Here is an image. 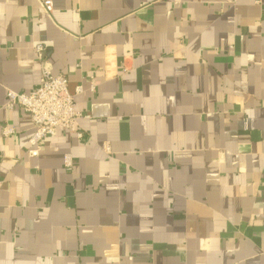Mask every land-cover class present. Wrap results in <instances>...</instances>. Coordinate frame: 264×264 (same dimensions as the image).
<instances>
[{
    "label": "crops",
    "instance_id": "1",
    "mask_svg": "<svg viewBox=\"0 0 264 264\" xmlns=\"http://www.w3.org/2000/svg\"><path fill=\"white\" fill-rule=\"evenodd\" d=\"M42 65L83 136L30 158ZM0 264H264V0H0Z\"/></svg>",
    "mask_w": 264,
    "mask_h": 264
},
{
    "label": "built area",
    "instance_id": "2",
    "mask_svg": "<svg viewBox=\"0 0 264 264\" xmlns=\"http://www.w3.org/2000/svg\"><path fill=\"white\" fill-rule=\"evenodd\" d=\"M42 7L46 13L52 11L50 1H43ZM35 51L38 58L42 59L44 48L36 45ZM81 92L82 88L78 86L75 88L74 95ZM73 98V94L68 91L66 77L52 74L45 65L41 67V84L38 89L30 93L7 92L6 109L18 107L30 117L33 125L32 135L28 139L29 146L25 151L28 157H37L42 141L54 137L59 129L66 130L77 138L83 136L77 125V121L83 118V115L74 109ZM15 134V129L8 124L2 127L4 138H11ZM104 149L109 152L106 145ZM63 164L66 169L72 167L71 155L63 156Z\"/></svg>",
    "mask_w": 264,
    "mask_h": 264
}]
</instances>
